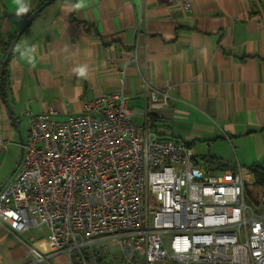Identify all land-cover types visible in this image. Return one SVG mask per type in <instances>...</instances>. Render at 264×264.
Wrapping results in <instances>:
<instances>
[{"label": "crops", "instance_id": "crops-1", "mask_svg": "<svg viewBox=\"0 0 264 264\" xmlns=\"http://www.w3.org/2000/svg\"><path fill=\"white\" fill-rule=\"evenodd\" d=\"M36 1L2 0L9 34ZM188 1L189 9L174 0L46 5L8 63L5 96L18 127L26 112L52 110L64 119L85 101L119 90L132 120L148 123V92L167 91L168 103L149 112L161 138L183 142L195 161L211 157L232 169L264 164V0ZM1 113L5 139L16 141ZM6 149L0 148V168ZM30 246L31 229L15 234L0 221V264H20Z\"/></svg>", "mask_w": 264, "mask_h": 264}, {"label": "built area", "instance_id": "built-area-1", "mask_svg": "<svg viewBox=\"0 0 264 264\" xmlns=\"http://www.w3.org/2000/svg\"><path fill=\"white\" fill-rule=\"evenodd\" d=\"M127 100L123 90L103 93L62 120L26 112L0 221L15 234L45 226L48 238L20 264H264V212L246 201L249 168L210 173L183 142L133 122ZM168 101L150 90L143 114ZM1 119L0 110L6 149Z\"/></svg>", "mask_w": 264, "mask_h": 264}, {"label": "rangeland", "instance_id": "rangeland-1", "mask_svg": "<svg viewBox=\"0 0 264 264\" xmlns=\"http://www.w3.org/2000/svg\"><path fill=\"white\" fill-rule=\"evenodd\" d=\"M62 0H56L57 3H60ZM8 27H4L3 29V36L4 38L9 36V33L6 31ZM10 32L12 33V31L10 30ZM1 98V97H0ZM2 101V99H1ZM11 108V107H10ZM4 109L5 113L7 114V116L9 117V113L6 110L3 102L0 106V110ZM12 109V108H11ZM13 110V109H12ZM13 113V111H12ZM2 114V113H1ZM20 116V115H18ZM17 117V116H16ZM19 121H20V125H19V132L20 135L23 137V139L25 138L26 135V119L25 117H18ZM10 119V117H9ZM61 119L62 118H58ZM65 119V118H64ZM141 118L138 117H133V121L135 123H140L141 122ZM12 124V122H11ZM11 129L15 128L11 127L9 131L6 132H10ZM17 133V132H16ZM17 136L15 135L13 137L14 140L16 141H10V139H6L8 141V146L7 149L4 152V157L1 163V168H0V182L3 181V179L6 177V175L13 169V167L15 166L18 157H19V152H20V146L18 145V141H17ZM197 165L200 167H204L202 164V160L198 159L197 161ZM249 166V165H248ZM248 166H246L248 168ZM218 169L214 170L213 173L218 174ZM212 173V172H210ZM246 201H252L254 202L255 205L258 206L259 211L264 212V186H256L254 183L253 185L250 186L249 190H247V197H246ZM31 235H32V244L35 246L40 247L41 251L45 250V247L43 248V243H45L46 239L48 238V230H46L45 226H38V227H34L31 228ZM154 264H159L158 262H155Z\"/></svg>", "mask_w": 264, "mask_h": 264}, {"label": "trees", "instance_id": "trees-1", "mask_svg": "<svg viewBox=\"0 0 264 264\" xmlns=\"http://www.w3.org/2000/svg\"><path fill=\"white\" fill-rule=\"evenodd\" d=\"M46 0H37L34 4V7L28 12L27 15L22 17L21 22L24 23L26 19L31 15V13L36 10L38 7H40L41 4H43ZM71 1V0H68ZM10 17L9 11L6 9L5 5L3 4L2 0H0V71L2 67V62L5 58V55L7 54V51L9 49V46L11 45L16 32L10 33L8 37L4 38L3 36V29H4V23L5 21ZM30 25V24H29ZM28 25V26H29ZM27 26V27H28ZM14 51L9 55L3 69V86H4V92L6 93V90H8V84H9V69H8V63L10 58L13 56ZM148 123L150 124V128L157 133V131L154 129V121L157 119V116L155 113H149L148 114ZM158 134V133H157ZM160 137V136H159ZM202 164L204 167L208 169L209 172H213L214 170H224V169H232L233 167L229 165L222 164L218 159L211 158V157H203ZM198 160L195 162L197 163ZM252 176H253V183L256 186H264V164L254 162L251 165L248 166Z\"/></svg>", "mask_w": 264, "mask_h": 264}, {"label": "water", "instance_id": "water-1", "mask_svg": "<svg viewBox=\"0 0 264 264\" xmlns=\"http://www.w3.org/2000/svg\"><path fill=\"white\" fill-rule=\"evenodd\" d=\"M52 1L53 0H46L43 4L40 5V7H38L36 10H34L31 13V15L26 19V21L23 23V25L20 27V29L16 32V35H15L11 45L9 46L7 54L5 55V58L2 62V67H1V71H0V97L2 99V102L5 106V108L7 109L8 113H9V117L11 119L12 124L14 125L15 131L18 134V145L20 146V152H19V157H18V160H17L15 166L10 171V173L7 175V177L3 180V182L0 184V189L6 183V181L12 176V174L16 171V169L18 168V165L21 161L22 154H23V149H22L23 137L20 135L19 128H18V125L16 122V117L12 113V110L10 108V104L7 102L5 92H4V86H3V80H2L4 65H5L9 55L13 52V49L17 43V40L20 37V35L22 34V32L25 30V28L33 21L34 17L37 15V13H39L46 5L50 4Z\"/></svg>", "mask_w": 264, "mask_h": 264}, {"label": "clouds", "instance_id": "clouds-1", "mask_svg": "<svg viewBox=\"0 0 264 264\" xmlns=\"http://www.w3.org/2000/svg\"><path fill=\"white\" fill-rule=\"evenodd\" d=\"M27 9L26 8H22L21 11H26Z\"/></svg>", "mask_w": 264, "mask_h": 264}]
</instances>
